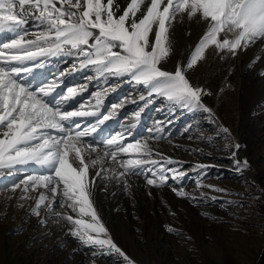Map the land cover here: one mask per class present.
<instances>
[{
	"label": "rangeland",
	"instance_id": "374dc122",
	"mask_svg": "<svg viewBox=\"0 0 264 264\" xmlns=\"http://www.w3.org/2000/svg\"><path fill=\"white\" fill-rule=\"evenodd\" d=\"M54 2L57 7L61 6L59 0ZM129 2L115 0L120 5L117 16ZM63 6L68 8L67 4ZM140 15L138 12L137 16ZM192 21L195 32L191 21L183 23L184 37L179 41L173 37V29L177 22H184V18L177 15L170 28L169 55L162 64L169 71H173L178 62L182 64L191 83L210 93L202 97V102L211 113L181 108L163 97L148 96L143 85H137L128 77L99 75L96 66L82 63L84 57L76 58L81 62L73 66L74 70L82 69L88 84L93 86L102 83L103 76L107 78L108 84L100 87L107 90L106 97H114L111 100L114 102L102 111L95 96L85 98L83 100L93 108L84 111L95 115L71 119L80 124L87 120L95 122L98 129L97 120L108 113L113 117L114 111L120 109V124L110 131L109 138L119 132L122 121L135 120L136 125L125 126L120 131L126 133L125 139H139L142 144L150 139L147 143L154 159L164 162L171 158L176 163L165 164V167L184 172L183 176L177 175L175 180L169 178L166 184L158 187L148 185L145 176H129L138 179L127 182L129 188L141 187L137 198L121 180L126 177L108 171L113 168L119 173L123 168L107 157L105 162L111 164L108 168L106 164L101 176L95 177L92 198L111 237L134 264H153L152 261L159 264H264V40L249 44L246 51L238 49L235 54L218 51L209 45L197 64L188 69L187 61L206 31L203 22ZM25 26L28 27V23ZM39 29L46 27L39 26ZM226 35L230 40L235 39L234 33ZM60 78L48 80L45 87L60 86ZM62 96L56 100L58 105L65 101ZM83 100L69 111H82ZM224 127L230 134L223 133ZM159 129L162 132L158 133ZM157 136L160 139H154ZM236 143L241 147L233 156ZM98 149L91 154L93 157L102 154ZM133 157L134 154L120 153L118 159ZM245 160L247 166L243 164ZM26 166L36 168L39 165ZM3 169H0V260L3 264H126L118 254L83 245L72 237L69 234L71 225L62 217L72 215L76 218L77 214L67 206L63 207V213L60 207L52 210H42V207L39 216L33 214L38 189L25 192L24 183L15 185L26 175L2 176ZM171 175L168 173L169 177ZM105 176L112 178L105 179ZM114 181H121L122 188L127 190L119 189L118 198L109 202L104 195L110 193L109 184ZM181 187L187 197H179L172 190ZM48 195L51 197L50 193ZM140 198L144 199L143 203L139 202ZM100 207L105 215L112 214L113 227L108 224L107 217L103 218Z\"/></svg>",
	"mask_w": 264,
	"mask_h": 264
},
{
	"label": "snow or ice",
	"instance_id": "6c2138e0",
	"mask_svg": "<svg viewBox=\"0 0 264 264\" xmlns=\"http://www.w3.org/2000/svg\"><path fill=\"white\" fill-rule=\"evenodd\" d=\"M59 2L60 7L54 0H0V33L17 32L28 23L29 17L46 25L36 39L25 40L27 32L24 31L18 33L19 38L13 37L11 42L0 44V169L26 172V168L16 166L30 163L41 166L39 171L28 174L15 185L24 183L25 192L43 188L51 194L50 200L44 192L40 193L32 209L33 214L39 216L42 207L52 210L67 206L77 214L76 218L72 215L62 217L71 225L69 234L72 237L83 245L114 252L126 264H134L111 237L92 198L95 177L104 171L105 158L110 157L123 168L119 173L108 168L112 175L145 176L146 183L154 187L166 184L169 178L175 180L184 172L165 167V164L176 163L171 158L164 162L154 159L147 141L142 144L137 139L122 143L125 139L123 132L102 142L82 139L95 132V126H85L73 134L81 124L71 118L95 113L62 111L59 107L50 106L55 101H46L43 97H47L52 88L31 90L30 85L17 79L21 71H30V67H16L12 62L22 65L38 56L60 54L83 56L82 63L96 66L99 75L126 76L137 85H143L148 96L163 97L181 108L211 113V109L202 102V97L210 93L191 83L184 66L178 62L175 69L169 71L162 64L171 47L172 23L180 15L189 21L203 22L205 26L206 31L187 61L186 67L191 69L209 45L218 51L235 54L238 49H246L249 44L264 40V0H148L147 3L145 0H130L119 16L120 5L115 0ZM138 12L141 14L139 17ZM221 33L225 35L221 37ZM227 33H234L235 39L230 40ZM5 49H16L17 52L6 55ZM68 91L72 92V89ZM110 115H103L96 123L103 124ZM48 129L56 130L60 135L45 131ZM222 131L230 134L226 127ZM240 147L239 143L234 145L233 156ZM98 148L102 154L93 157L91 154ZM120 153L134 154V157L118 159ZM149 164L154 167H144ZM243 164L247 166L248 161H243ZM97 165H100L99 170L92 172L91 169H96ZM168 173H172L171 177ZM104 178L111 179L112 176ZM125 186H129L127 181ZM172 190L179 197L188 196L182 187Z\"/></svg>",
	"mask_w": 264,
	"mask_h": 264
},
{
	"label": "bare ground",
	"instance_id": "6f19581e",
	"mask_svg": "<svg viewBox=\"0 0 264 264\" xmlns=\"http://www.w3.org/2000/svg\"><path fill=\"white\" fill-rule=\"evenodd\" d=\"M37 15H38V13H37ZM29 20H30L28 22V25L29 26L28 27H26L25 25L23 26V28L25 30L21 28V29H18L17 32H8V31H5L3 33H0V44H2L4 42H11V39L13 37L19 38L18 37V33L19 32H24V31L27 32V35L24 36V39L25 40L36 39V35L39 33V31L42 30V29H39V26L46 27V25L40 24V22L38 20H36L35 18L33 20V17H29ZM188 22H189V20H187L186 18H184V22H182V23H178L177 22L176 23V25H175L176 27H174V29H173V37L174 38L179 39V41H181V39H183L184 35H183V26H182V24L183 23L186 24ZM191 23L190 24L192 25V30H193V33H194L195 32V29H194L193 26L195 25V23H193L192 20H191ZM172 24H175V22L173 21ZM202 27H203V29H205V26L204 25ZM202 27H200V28H202ZM66 47H68V46H66ZM244 50H243V53H244ZM4 51H5V54L6 55H8V54H15L17 52L16 49H12V50L5 49ZM248 53H250V52H248ZM38 57H42V58L39 59ZM38 57H37L36 60H26L24 62V64H22V65L21 64H18L16 62H12V63H13V66H16V67H30V69H31L30 71H21L18 74L17 79H22L25 84L30 85L31 86V90H37L38 91V88L39 87H45V85L48 84L50 80L55 79V81H57L61 76L63 77V78H60V82H59L60 86H57L55 88L53 86H50L52 88V91L49 93V95L47 97H43V99L46 100V101H53V100L55 101V103L54 104H50V106L59 107L62 111H69L70 108H73L75 105H78V103H80L81 100H83L85 98L92 99L95 96L97 100L98 99L100 100L99 105H102V111H104L110 105L111 102H114V101H111V100H113L114 97L113 98L106 97L104 95V93L107 90L104 91L103 88L100 87V85L102 86V85H107L108 84V81H107V78L106 77L103 76V78L105 80L102 83L99 82L100 84L98 83V84L92 86V85H90V84L87 83V81H86L87 78H86V76L83 75L82 69H75L74 70V67L73 66L78 65L77 63H80L81 62V59L76 60V58H80V57H78L76 55H65V54H60V55H57V56H38ZM81 57H83V56H81ZM70 74H73V76L72 75L70 76ZM99 78H101V76ZM98 81L99 80L96 79V82H98ZM93 82H91V83H93ZM68 89H72V92H69ZM97 93H99L100 95L97 96L96 95ZM62 94H63L62 97H65L64 98L65 101L63 102L62 99L60 98L63 103L58 105L57 102H56V100ZM96 104H97V101H96ZM81 105H83V107H81ZM80 108H81L82 111H84V110H88V109L93 108V107L90 106V105H87V102H85L83 100V102L80 104ZM114 114L115 115L113 117H109V119L106 120V121H104L103 124H99L98 125L99 128L98 129L96 128V131L95 132H92L90 135H88V136H86V137H84L82 139L85 140V141H93V140H95V141L102 142L105 139L109 138L110 131H112L116 125L120 124L119 123L121 121L120 120V114H122V110H120V109L119 110H115L114 111ZM84 119H85V117H84ZM93 123H95V122H93ZM93 123H92V121H89V120L84 121L83 123H81V128L80 129H74L73 130V134H75V131L83 130V128L85 126H95V124H93ZM130 124H132V125H130ZM136 124H137V121H135V120H132L130 122L122 121L121 122V125H120V128L118 130L119 132H117V133H120V131H122L123 129H125L124 128L125 126H133V125H136ZM45 131H49V132H51V133H53L55 135H60V133L56 132V130L48 129V130H45ZM159 132H162V129H159L158 130V133ZM124 134H126V133L124 132ZM131 140L132 139H129V140L124 139L122 141V143L125 144L126 142L128 143ZM145 140L148 141L150 139H145ZM132 142H135V141H132ZM98 150H100V149H98ZM131 155H133V154H131ZM106 164H107V161L104 163V166ZM109 164H111V163H109ZM109 164L106 165L107 168L109 167L108 166ZM32 166H26V165H24V166L17 165L16 166V168H26L27 169L26 172L16 171L15 169L5 168V170L3 169L4 172L2 170V172H3L2 173V176H3V174L6 175V176H8L10 174H13L14 175L13 178L14 177L21 176V175H26L27 176L28 174L33 173L34 171H39V169L41 168V166H37L39 169L36 170L37 167L35 168V167H32ZM121 180L129 182L130 180H138V179L137 178H129V176H128V177L123 178ZM120 183H121V181H119V182H115L114 181L113 184H109V186L111 187L110 188V193L104 195L106 201H109L110 202V201L116 200L118 198L119 192H121V190H119V189H124V191L127 190L126 188H122L123 184H120ZM129 187L130 186H127L128 191H131L130 194H132L134 196L136 195L135 197L139 198V194H140L139 192L141 191V187H138L137 190H136V188H132L131 189ZM22 188L24 190V187H22ZM213 188H215V187H213ZM36 191L38 192L36 194L37 195V199H38V196L40 195L41 192H44L47 196H49L48 193L44 189H42V188L41 189L39 188ZM104 192L106 193L107 191H104ZM28 196H31V195H28ZM49 198L51 200V197L50 196H49ZM140 201L143 203L144 199H141L140 198L139 199V202ZM100 208H101V212L100 213H102L103 218L104 217H107V219L109 220L108 221V224L113 227L114 226V223H113L112 214H110V215L107 216V215H105V212H104L105 210L103 209V207H100ZM42 210H46V209L44 208ZM62 211H64L63 210V207L61 208V212ZM149 259H150V257L148 256L147 257V262L148 263L150 262ZM152 262H154L153 264H159L156 261H152ZM0 264H3V261L2 260H0Z\"/></svg>",
	"mask_w": 264,
	"mask_h": 264
}]
</instances>
